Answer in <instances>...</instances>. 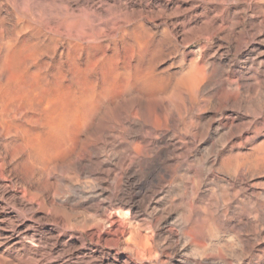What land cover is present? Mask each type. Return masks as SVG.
<instances>
[{
	"label": "rangeland",
	"instance_id": "rangeland-1",
	"mask_svg": "<svg viewBox=\"0 0 264 264\" xmlns=\"http://www.w3.org/2000/svg\"><path fill=\"white\" fill-rule=\"evenodd\" d=\"M220 1L0 0V264H94L85 256L89 248L94 247L87 235H83V238L78 231L68 232L61 223H64L63 213L70 207L81 215L79 219L91 214L93 205L97 202L94 196L100 192V187H86L87 191V184H75L73 194L70 195L66 187L67 167L62 160L69 157L68 138L75 140V143L72 142L73 152L77 151L78 142L84 138L87 129L94 128L99 116L106 114L109 120L105 128L100 131L96 129L97 132L92 133L90 144L85 154L83 153L85 160L80 165L75 164L73 170L75 169L74 172H77L80 179L90 177L88 180L94 181L109 168L113 159L114 140V121L109 122L111 111L116 106L120 109L131 107V98L135 94L143 97L150 87L147 73L150 61L149 36L154 44L152 58L156 62L155 73L170 76L171 79L179 78L183 70L179 63L185 67L192 62V58L181 60L183 46L178 37L170 33V24L175 22V29H180L183 25L198 27L207 16L223 13L225 27H221L223 29L218 30L214 40L208 44L217 48V51L208 59L211 65L207 83L202 90L210 92L221 85L231 90L235 88V79L249 81L253 71L261 75L264 65L257 63L264 59V55L257 57L255 53L253 57L247 51L253 44L264 49V31L256 33L253 40L246 33L251 14L259 15L262 10L263 13L261 11L259 16L264 17V0ZM234 27L238 33L234 34L233 40L229 35ZM203 44V40H198L187 49L193 51ZM171 46H175L177 50H172ZM239 46L243 49L241 52L238 50ZM185 72L183 70L181 75ZM263 83L260 87L261 94L264 92ZM121 100L123 103H119ZM89 121L91 124H88ZM44 147H49L50 154L40 153ZM104 157L108 162L97 169L92 162ZM190 158L194 161L193 156ZM189 174L184 175L187 177ZM183 179L187 185L185 193L190 191L195 178L189 175V180L185 176ZM209 188H214L215 195L220 194L221 188L218 185L211 184ZM204 194L205 192L198 198ZM132 201L140 205L141 195L133 197ZM137 210L138 207L133 208V211ZM183 212L182 205L173 211L167 222L158 225L155 228L158 236L163 224L169 223L172 218L176 217L181 223L185 218ZM114 216L119 217L116 213ZM175 234L178 242L173 243L169 250L163 247L161 255L163 257L166 250H178L179 255L175 260L179 262L183 261L189 251L183 250L185 239L180 232L177 230ZM259 238L257 245L264 249V232ZM99 248L106 252L104 264H119L117 255L123 259L127 254L123 249L118 253L112 247ZM70 252L73 254L70 255Z\"/></svg>",
	"mask_w": 264,
	"mask_h": 264
},
{
	"label": "bare ground",
	"instance_id": "bare-ground-1",
	"mask_svg": "<svg viewBox=\"0 0 264 264\" xmlns=\"http://www.w3.org/2000/svg\"><path fill=\"white\" fill-rule=\"evenodd\" d=\"M222 14L207 16L198 27L183 25L180 29H175V20L174 23H169L170 33H174L183 46L181 60L186 57L192 58V62L185 66L186 70L184 65L179 63V67L186 72L181 75L183 72L181 70L180 77L177 75L179 78L174 77L175 80L170 76L155 73L156 62L154 63L152 58L154 44L149 36L150 61L147 73L150 87L143 97L141 94L140 96L135 94L131 98L133 102L131 107L120 109L116 106V109L111 111L109 122L114 121L113 159L109 163V168L104 170L103 176L94 181L88 180L90 177L82 180L77 172H74L73 167L85 160L83 153L90 144L92 133L96 129L100 131L105 128L109 117L106 114L98 115L100 119L95 127L87 129L84 138L78 142L76 153L73 152L72 144L75 140L71 141L72 139L68 138L69 147H66L70 152L69 157L65 160L59 158L67 167L68 192L71 195L75 184H87L85 188L89 189L99 186L100 192L94 196L97 202L94 203L90 215L79 219L81 215L79 216L76 210L74 211L72 207L68 210L65 208L67 212L63 213L64 223L62 219L61 225L63 224L68 232L78 231L82 237L87 235L94 247L89 248L85 256L94 264H104L106 252L99 248L101 246L112 247L118 253L121 249L126 250L125 258L117 255L119 264H264V249L257 245L259 236L264 232V92L260 93L261 84L264 82V70L261 75L253 71L249 81L235 79V88L231 90L223 85L210 92L202 90L207 83L211 65L208 59L217 51V48H212L208 44L218 30L225 27ZM259 15L251 14L252 17L249 18V30L246 35L248 34L252 40L256 33L264 31V17ZM237 33L234 27L230 30L229 36L234 40L233 36ZM198 40H203L205 44L198 46L196 50L188 51L187 48ZM240 45L242 46V43ZM241 46L238 47L240 52ZM171 47L172 50H177L175 46ZM249 48L248 54L256 53L257 57L264 55V49L254 44ZM257 64L264 65V59ZM119 103H123L122 100ZM96 111L99 112V109ZM91 121L88 124H91ZM85 125L83 126L86 127ZM50 152L49 147H44L40 151L43 155ZM34 153L33 155H36ZM192 156L194 161L190 158ZM107 162L108 159L104 157L92 164L100 169ZM159 171L161 174H158ZM187 173H191L189 175L195 180L193 179L190 185V191L184 193L187 185L183 178L185 176L189 180V175L186 177ZM211 184L221 188L219 195H215V187L209 188ZM145 192L147 194H144ZM204 192L199 199L198 196ZM139 195L140 205L132 201L133 197ZM101 204L104 206L101 207ZM182 205L185 212L183 221L180 223L176 217L172 218L169 223L163 224L158 236L155 228L167 222L173 211ZM134 207H138V210L133 211ZM112 210L119 216L118 218L117 216L115 218ZM82 212L84 214V211ZM181 216L182 220L183 215ZM177 230L185 239V243L182 244L183 250L189 251L187 254L183 251L186 255L183 261L179 262L175 260L179 255L178 250L177 252L166 250L164 256L161 255L163 247L169 250L173 243L178 242L175 240Z\"/></svg>",
	"mask_w": 264,
	"mask_h": 264
}]
</instances>
